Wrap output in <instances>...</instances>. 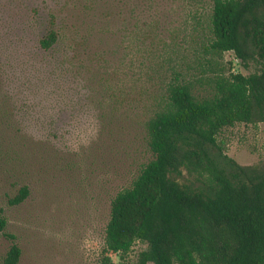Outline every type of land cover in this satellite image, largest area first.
Segmentation results:
<instances>
[{
    "label": "rangeland",
    "instance_id": "rangeland-1",
    "mask_svg": "<svg viewBox=\"0 0 264 264\" xmlns=\"http://www.w3.org/2000/svg\"><path fill=\"white\" fill-rule=\"evenodd\" d=\"M212 7L213 0H0L1 46L17 41L30 18L39 39L52 15L88 38L81 50L86 68L74 83L81 98L65 105L70 97H56L47 110L17 105V69L7 63L17 50L0 47V217L7 221L0 264L14 243L23 252L20 264H100L112 201L152 157L138 103L151 87L147 78L167 81L169 65L194 58ZM225 61L235 73L259 71L233 53ZM107 90H121L120 111L105 102ZM220 141L240 165L264 159V124L226 128ZM24 187L29 198L12 205ZM146 249L138 242L125 260L109 255L115 264H135Z\"/></svg>",
    "mask_w": 264,
    "mask_h": 264
},
{
    "label": "trees",
    "instance_id": "trees-1",
    "mask_svg": "<svg viewBox=\"0 0 264 264\" xmlns=\"http://www.w3.org/2000/svg\"><path fill=\"white\" fill-rule=\"evenodd\" d=\"M206 23L191 61L169 65L167 81L147 78L151 87L138 103L152 157L112 201L100 264H115L110 253L125 260L138 242L147 249L135 264H264V159L240 165L220 141L226 128L264 124V0H213ZM34 24L31 18L27 28L22 24L12 44L2 41L5 52L17 50L7 61L17 69V105L47 110L56 97L77 102L74 83L86 68L81 50L88 38L52 15L33 39ZM227 53L259 71L233 72ZM120 96L107 90L104 100L120 111ZM29 196L24 187L11 204ZM6 229L0 217V237ZM22 256L14 243L4 264H20Z\"/></svg>",
    "mask_w": 264,
    "mask_h": 264
}]
</instances>
